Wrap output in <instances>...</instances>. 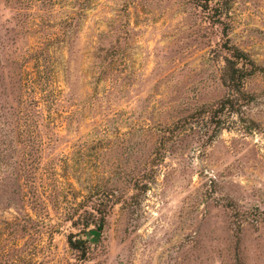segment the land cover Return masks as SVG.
Listing matches in <instances>:
<instances>
[{"label": "rangeland", "instance_id": "374dc122", "mask_svg": "<svg viewBox=\"0 0 264 264\" xmlns=\"http://www.w3.org/2000/svg\"><path fill=\"white\" fill-rule=\"evenodd\" d=\"M223 43L264 66V0H0L26 186L0 210V264H75L68 233L87 264H264V71L216 129ZM93 206L96 239L78 233Z\"/></svg>", "mask_w": 264, "mask_h": 264}, {"label": "trees", "instance_id": "16d2710c", "mask_svg": "<svg viewBox=\"0 0 264 264\" xmlns=\"http://www.w3.org/2000/svg\"><path fill=\"white\" fill-rule=\"evenodd\" d=\"M222 48L223 66L221 70V81L227 89V94L214 106L203 111L207 112L210 122L216 129L222 128L219 122V116L222 113L225 112L226 115L235 114L236 116L241 114V108L251 101L250 95L243 90L245 79L258 71H264V66H257L244 51L236 46L223 43ZM4 89H10V94L17 92L14 90L16 89L15 85L13 88L11 84H1L0 92ZM16 99L15 97L14 100V97L11 96L9 109L12 108L13 101L15 103ZM13 112V109H11L12 114ZM0 115H2L1 112ZM8 123L7 121L4 123L0 121V210L16 206V203L22 201L26 195L21 190L26 188L24 186L25 182L23 180L21 181L19 176H16V172L20 171V168L19 163L16 161L15 144L19 142L21 130H18L20 128L16 123L9 125ZM4 124L6 128L3 126ZM1 168H7V170H2ZM91 210L95 211V215H90L91 218L85 222L86 224H84V227L78 233L83 231L93 239H96L103 226L105 213L103 211L97 212L94 206L91 207ZM89 225H92V227L84 230ZM89 241L90 239L87 236L81 237L72 233L66 235L68 247L75 252V264H87L89 261L91 245ZM235 241H237L236 236Z\"/></svg>", "mask_w": 264, "mask_h": 264}]
</instances>
